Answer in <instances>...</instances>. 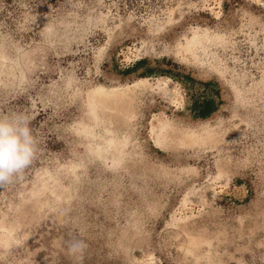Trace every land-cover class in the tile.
<instances>
[{"label": "rangeland", "instance_id": "rangeland-1", "mask_svg": "<svg viewBox=\"0 0 264 264\" xmlns=\"http://www.w3.org/2000/svg\"><path fill=\"white\" fill-rule=\"evenodd\" d=\"M0 264H264V0H0Z\"/></svg>", "mask_w": 264, "mask_h": 264}, {"label": "clouds", "instance_id": "clouds-1", "mask_svg": "<svg viewBox=\"0 0 264 264\" xmlns=\"http://www.w3.org/2000/svg\"><path fill=\"white\" fill-rule=\"evenodd\" d=\"M24 114L0 117V187L21 179L36 158L38 141ZM87 245L81 239L67 242V254L76 264L83 260Z\"/></svg>", "mask_w": 264, "mask_h": 264}]
</instances>
